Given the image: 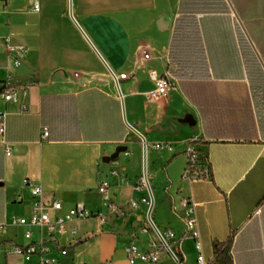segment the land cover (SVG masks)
I'll return each instance as SVG.
<instances>
[{
    "label": "crops",
    "instance_id": "crops-1",
    "mask_svg": "<svg viewBox=\"0 0 264 264\" xmlns=\"http://www.w3.org/2000/svg\"><path fill=\"white\" fill-rule=\"evenodd\" d=\"M5 39L26 50L19 68ZM150 70L173 89L153 96ZM10 74L25 95L20 103L0 96L11 153L0 135V264H41L11 251L42 239L51 264H130L128 245L147 253L167 231L182 264H198L199 255L207 264H264V0H0V82ZM113 74L127 78L117 84ZM130 126L150 146L159 234L141 201L149 192L135 190L144 143ZM192 139L210 177L190 184L183 176ZM26 179L46 201H60L61 214L84 205L105 222L73 223L75 236H57L63 255L47 232L12 224L31 215ZM101 181L111 184L119 215L104 207ZM190 198L200 253L185 223ZM158 264L176 263L164 251Z\"/></svg>",
    "mask_w": 264,
    "mask_h": 264
},
{
    "label": "built area",
    "instance_id": "built-area-1",
    "mask_svg": "<svg viewBox=\"0 0 264 264\" xmlns=\"http://www.w3.org/2000/svg\"><path fill=\"white\" fill-rule=\"evenodd\" d=\"M34 10H39V4L34 3ZM4 46L9 55L14 68H19L22 64L23 55L26 50L22 47H16L9 44V40H4ZM150 55L146 54L145 58L149 59ZM77 76V74H75ZM114 78L118 81L119 79H126V74H120L119 76L113 74ZM150 79L155 84V90L152 95H165L173 89L172 82L166 75H160L155 70H150ZM25 95V91L15 85L13 76L10 74L7 78L0 82V96L7 103H20L22 96ZM25 110V109H24ZM6 134V114L0 113V135L3 139V144L6 145L7 155L10 156L9 144L5 141L4 137ZM49 132L44 130L43 137H48ZM196 140L192 139L188 142V146L185 152L187 158V167L184 173V179L190 184L197 181H203L209 179V170L204 166L202 162L201 154L197 148ZM150 146L147 144V149ZM155 150H167L172 151L173 147L169 143H156L153 144ZM148 178L142 176L139 182L135 186V190L139 192H148ZM24 186L29 188L31 196L34 200L31 215L26 217H17L13 220L14 226L38 228L41 233L47 232L51 239V242L55 245L58 251L63 255L67 253L65 248L60 246L57 236L70 235L75 236L77 231L72 228L71 225L77 221L96 220L100 223L105 222V215L102 212L90 213L84 205H77L76 207L69 210L67 213L63 212V204L58 200L46 201L44 198V192L40 186H35L30 180L24 181ZM98 193L101 196L102 203L108 212L119 215L121 208L112 200V187L108 181H101L98 186ZM142 203L151 205L150 197L142 198ZM132 207L137 208V203L132 201ZM183 208L185 211V223L190 237L195 241V249L198 253L201 251L200 243V231L196 217V204L190 199L184 200ZM54 213V215H53ZM33 233L31 230L25 233V238L31 240ZM162 240L155 244L151 251L142 253L138 247L131 243L125 249L130 264H136L137 262H143L147 264H158L161 260V253L167 251L171 254L176 264H182L179 255L174 248L175 233L173 231H167L161 235ZM53 250L47 245L45 239L40 240L36 243H31L26 247L14 246L11 253L15 256L22 258L25 262H30L33 257L39 256L41 264H51L55 262L52 259H46V255ZM198 264H207L204 258L199 255L197 258ZM102 264H112V262H105Z\"/></svg>",
    "mask_w": 264,
    "mask_h": 264
},
{
    "label": "water",
    "instance_id": "water-1",
    "mask_svg": "<svg viewBox=\"0 0 264 264\" xmlns=\"http://www.w3.org/2000/svg\"><path fill=\"white\" fill-rule=\"evenodd\" d=\"M117 84H118V81L116 80ZM131 129L133 131H135L139 136H141V138L143 139V148H144V176L145 178L147 179V167H146V159H147V143L146 141L144 140V137L132 126H130ZM148 187V192H149V195H150V200H151V205H150V210H149V214H148V221L149 223L151 224V226L153 227V229L159 234L157 228L155 227L152 219H151V212H152V209H153V206H154V198H153V194L151 192V189H150V185L148 183L147 185ZM160 239L162 240V237L161 235H159Z\"/></svg>",
    "mask_w": 264,
    "mask_h": 264
},
{
    "label": "trees",
    "instance_id": "trees-1",
    "mask_svg": "<svg viewBox=\"0 0 264 264\" xmlns=\"http://www.w3.org/2000/svg\"><path fill=\"white\" fill-rule=\"evenodd\" d=\"M221 252V248H220V245L217 247L216 249V254L218 255L219 253Z\"/></svg>",
    "mask_w": 264,
    "mask_h": 264
}]
</instances>
